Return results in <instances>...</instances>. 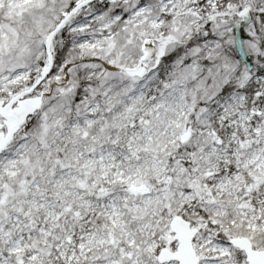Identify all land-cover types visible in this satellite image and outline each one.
I'll return each mask as SVG.
<instances>
[{"label":"snow or ice","instance_id":"snow-or-ice-1","mask_svg":"<svg viewBox=\"0 0 264 264\" xmlns=\"http://www.w3.org/2000/svg\"><path fill=\"white\" fill-rule=\"evenodd\" d=\"M0 264H264V0H0Z\"/></svg>","mask_w":264,"mask_h":264}]
</instances>
